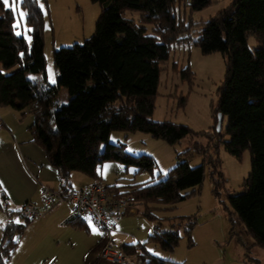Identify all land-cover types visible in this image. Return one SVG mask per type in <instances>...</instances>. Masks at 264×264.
Masks as SVG:
<instances>
[{
  "label": "trees",
  "instance_id": "16d2710c",
  "mask_svg": "<svg viewBox=\"0 0 264 264\" xmlns=\"http://www.w3.org/2000/svg\"><path fill=\"white\" fill-rule=\"evenodd\" d=\"M90 1L111 4L103 9L91 38L54 52L56 85L41 88L28 75H42L48 82L43 12L37 0H22L21 6L32 29L30 45L24 36L16 34L14 12L0 0V68L19 67L8 75L0 70V107L32 114L34 122L30 131L45 149L50 163L60 170L66 190L72 189L73 172L103 182L99 170L105 161L133 166L139 171L154 169L155 161L151 157L134 156L123 145L109 143L112 132L148 133L170 145L197 135L188 126L152 120L163 66L170 59L172 46L185 40L176 17L177 3L185 0ZM185 2L193 12L202 11L212 3L211 0ZM125 11L138 12L142 26L126 20ZM147 25L154 26L151 34ZM200 25L202 28L190 38L191 42L204 55L221 53L227 65L225 80L219 88L216 126L220 114L228 117L229 140L224 141L216 127V149L222 144L237 159L247 150L252 156V171L244 181V191L229 196V205L254 239L255 246L264 247V0H233ZM250 36L258 44L255 49L249 48ZM180 76L192 85L194 73L189 65L182 68ZM62 87L69 96L64 105L58 103ZM186 103L187 98L182 96L179 106L184 108ZM3 127L0 115V130ZM203 152L205 149L200 150L196 144L179 155L178 164L164 180L124 190L120 186H108L109 193L116 197L131 195L132 205L140 207L141 215L156 223L148 242L162 251H175L182 239L180 230L189 244L194 245L192 232L196 219L183 218L186 221L181 219L173 230H163V222L179 218H161L156 211H174L179 203L198 193L205 180V166L193 167L190 161L196 153ZM220 164L217 160L216 168ZM217 174L219 180L214 174L212 178L218 197L226 181L223 173ZM188 189L192 191L184 193ZM0 194L4 195L1 191ZM67 223L78 228L87 225L84 219ZM29 224H6L0 243V264H8ZM120 249L127 255L142 258L144 264H168L147 250L146 243L125 244Z\"/></svg>",
  "mask_w": 264,
  "mask_h": 264
},
{
  "label": "rangeland",
  "instance_id": "374dc122",
  "mask_svg": "<svg viewBox=\"0 0 264 264\" xmlns=\"http://www.w3.org/2000/svg\"><path fill=\"white\" fill-rule=\"evenodd\" d=\"M185 1L176 5V17L180 21L182 38L185 40L172 46L170 59L163 66L152 120L185 125L197 135L170 145L148 133L112 132L109 143L123 145L125 151L131 155L151 157L155 161V167L152 171H139L133 166L105 161L99 172L106 185L120 186L121 190L129 189L134 185L164 180L169 171L178 164L179 155L192 149L196 144L200 150L205 149L204 154L196 153L190 161L193 167L205 166V180L198 193L179 203L174 211H156L161 218H179L178 221L163 222V230H173L183 218L196 219L197 225L192 232L194 245L189 244L183 230H180L182 239L179 246L173 252L162 251L158 245L149 243L156 223L143 217L141 208L135 206L137 215L125 214L116 223V230L111 233L110 238L115 241L117 247L146 243L147 250L151 249L153 255L167 261L168 264H264V247L255 246L254 239L247 234L245 226L231 209L228 201L229 196L244 191V181L252 171L251 153L247 150L241 159H237L229 154L222 144L216 149L217 139L214 131L218 127L216 110L220 99L219 88L226 77V60L218 52L202 54L201 49L190 39L202 28L200 24L215 17L233 0H211L210 6L196 12L185 6ZM21 2L22 0H16L12 5V0H9L8 8L15 9L13 11L15 25L19 24L15 27L16 32L24 36L31 45L32 29L27 23L26 15L20 16L21 12L26 13ZM37 2L43 12L44 55L48 82L46 83L43 76L38 74H30L28 78L41 88H46L48 84L56 85L57 82L54 52L76 43H84L91 38L103 9L111 2L103 5L92 3L90 0H37ZM123 17L132 20L137 26H142L138 12L125 11ZM146 27L149 34L154 31V26ZM248 45L250 49L258 47L252 36L248 38ZM188 65L194 73L191 86L188 82L182 81L180 76L182 68ZM18 68L17 66L10 70L2 68L0 70L8 75ZM182 96L187 98L184 108L179 106ZM68 99L67 90L60 88L58 103L67 104ZM0 115L4 123L0 130V180L8 185L20 203L27 200L40 202L42 185H48L49 181L52 183L51 186H55L59 180H56L57 168L50 163L45 149L35 141L34 134L30 131L34 122L32 114L26 111L23 115L11 107H0ZM227 126L228 117L223 116L221 133L224 141L229 140L226 134ZM15 141L21 145L22 156ZM22 157L27 160L29 168L23 163ZM217 160H220L221 164L216 168ZM216 170L223 173L226 181L219 189L218 197L212 178L214 174L219 180ZM71 177L70 180L75 183L77 189L85 187L90 182V178L80 172H74ZM39 182H42L41 186ZM190 191L192 190L188 189L184 193ZM154 206L165 208L161 205ZM71 209L67 203L57 207L42 219L31 222L20 236L8 264H109L101 253L105 242L104 231L88 219L85 220L87 224L85 227L78 228L68 224ZM5 224L6 214L0 208V243ZM93 228L97 233L93 232ZM141 263L144 264L142 258Z\"/></svg>",
  "mask_w": 264,
  "mask_h": 264
},
{
  "label": "built area",
  "instance_id": "2783aa9c",
  "mask_svg": "<svg viewBox=\"0 0 264 264\" xmlns=\"http://www.w3.org/2000/svg\"><path fill=\"white\" fill-rule=\"evenodd\" d=\"M41 195V207L26 203L18 210H12L8 198L0 194V208L6 214V222L31 223L49 214L57 205L68 203L73 209L68 221L88 219L105 232L102 251L104 260L109 264H142L140 258L125 254L110 238L111 233L116 230L114 222L120 221L125 214H136L132 205L134 198L131 195L116 197L109 193L108 185L101 181L82 189L69 190L64 189L62 183L56 190L42 185Z\"/></svg>",
  "mask_w": 264,
  "mask_h": 264
},
{
  "label": "crops",
  "instance_id": "0c3cea01",
  "mask_svg": "<svg viewBox=\"0 0 264 264\" xmlns=\"http://www.w3.org/2000/svg\"><path fill=\"white\" fill-rule=\"evenodd\" d=\"M15 145H16V147H17V149L20 151V153H21V145H19L18 143H16V141H15ZM21 156H22V153H21ZM22 160H23V163L25 164V166L27 167V168H29V166H28V164H27V160L24 158V157H22ZM57 171H58V177H57V179L56 180H58L57 181V183H56V185L55 186H51L52 185V183L50 184V182L48 181L47 182V184L48 185H46V186H48V187H50V188H52V189H59V186H60V183H61V174H60V170L57 168ZM74 173V172H73ZM73 173H72V175H73ZM71 180H72V177L70 178ZM70 180V183H71V188H74V189H77V188H75V183L73 182V181H71ZM101 180L103 181V178L101 177ZM95 181L93 180V179H91L90 178V182L89 183H87L86 185H85V187H87V186H90V185H92L93 183H94ZM39 184H40V186H41V184H42V182H39ZM50 184V185H49ZM53 185H54V183H53ZM58 185V186H57ZM8 185H6L5 183H4V181L1 179L0 180V191L4 194V196H6L7 198H8V200H9V204H10V208L12 209V210H18L19 208H21V206H23V205H25L26 203H33V204H35L37 207H41L42 206V198H41V201L40 202H32V201H29V200H27L25 203H20V201H18L17 199H16V197L14 196V194L12 193V191L7 187ZM57 186V187H56ZM108 186H110V185H108ZM80 188H84V187H80ZM79 188V189H80ZM20 204H22V205H20ZM65 204H67V203H61V204H59L60 206H56L50 213H52L55 209H57V207L59 208V207H61V206H63V205H65ZM20 205V206H19ZM69 205V204H68ZM70 207H72L71 205H69ZM71 212H72V209L70 210V214H71ZM49 213V214H50ZM70 214H69V216H70ZM48 215V214H47ZM46 215V216H47ZM133 215V214H132ZM135 215H137V214H135ZM45 217V216H44ZM42 219V218H41ZM116 223L117 222H114V225H116ZM6 224H7V222H6ZM6 224H5V226H6ZM5 228V227H4ZM114 233V232H113ZM115 242V241H114ZM133 244V243H132ZM123 246V245H122ZM122 246H120V247H118V248H121ZM102 253V252H101ZM101 256V255H100Z\"/></svg>",
  "mask_w": 264,
  "mask_h": 264
},
{
  "label": "snow or ice",
  "instance_id": "6c2138e0",
  "mask_svg": "<svg viewBox=\"0 0 264 264\" xmlns=\"http://www.w3.org/2000/svg\"><path fill=\"white\" fill-rule=\"evenodd\" d=\"M2 2H3V4L5 5V7H10L9 0H2ZM15 2H16V0H12V5H14ZM14 10H15V9H14V7H13V11H14ZM25 15H26V13H24V12H21V13H20V16H21V17H23V16H25ZM14 26H15V27H18L19 24L14 25ZM16 34L19 35L20 33L17 32ZM29 39H30V38H29ZM21 55H23V54H21ZM53 82H55V81H53ZM17 222H19V221H17ZM93 232H94V233H97V230H96L95 228H93ZM149 251H152V250L149 249Z\"/></svg>",
  "mask_w": 264,
  "mask_h": 264
},
{
  "label": "water",
  "instance_id": "95a60500",
  "mask_svg": "<svg viewBox=\"0 0 264 264\" xmlns=\"http://www.w3.org/2000/svg\"><path fill=\"white\" fill-rule=\"evenodd\" d=\"M222 128V115H219L217 130L220 132Z\"/></svg>",
  "mask_w": 264,
  "mask_h": 264
}]
</instances>
